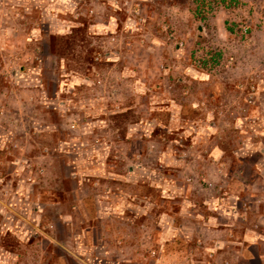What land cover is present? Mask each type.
Wrapping results in <instances>:
<instances>
[{
  "label": "crops",
  "instance_id": "1",
  "mask_svg": "<svg viewBox=\"0 0 264 264\" xmlns=\"http://www.w3.org/2000/svg\"><path fill=\"white\" fill-rule=\"evenodd\" d=\"M157 1L94 0V4L102 9L99 14L104 16L95 18L89 27L91 33L103 41V65L110 69L103 74L111 80L109 87L93 89L92 80L100 75L99 68L68 70L69 61L51 54L49 47H53L48 40L45 44L49 51L45 58L47 61L60 59L64 68L59 76L62 85L57 82L53 98L45 100L39 67L29 70L22 80L36 97L39 96L38 102L47 101L44 104L47 113L60 116L59 127L66 130L76 121L77 127L84 129V137L86 134L94 137L93 166L107 172L111 163L119 165L115 166L117 173L123 174L122 177L131 184L125 188L118 185L106 192L113 194L110 196L119 202L114 214L108 217L125 219L124 222L143 219L156 225L147 234L158 244L151 251L155 256L152 264H264V206L261 205L264 203V138L259 142L251 139L244 128L247 122L264 121L260 102L264 101V81L256 90L254 117L234 119L236 133L229 132L230 137H224L223 143L216 142L215 98L240 95L241 89L216 88L207 72L189 63L182 48L175 43V33L167 35L159 28H149L150 32L146 33L135 25L132 17L136 10L129 3L152 7ZM29 2L31 13L44 20L47 33L63 35L74 28L65 18L75 11V0H46L45 4L39 3L40 0ZM54 2L60 5L61 12L54 10ZM221 16L219 13L216 19L219 28L223 22ZM198 29L196 27V31ZM219 30L226 33L224 28ZM253 34L256 45L258 31L254 30ZM138 37L146 38V41L140 44ZM38 40L33 37L32 43ZM136 47L145 52L143 56L135 55L133 49ZM170 48L174 50L169 51ZM171 81L178 84L189 81L194 88L178 94L165 88ZM60 96L61 101L58 100ZM120 127V130L125 129L124 135L120 134ZM107 130L110 139H101V134ZM61 143L74 145V142ZM155 146L156 151L153 150ZM151 153H154L155 165L149 168L143 158ZM81 157L76 154L75 161ZM90 170L88 166L83 171L79 169L78 177L85 179L98 174V171L92 173ZM72 171L70 167L68 174L75 177ZM135 177L140 184L133 183ZM101 198H95L94 220L97 224L104 218ZM155 198L159 202L154 201ZM247 201L253 204L251 212ZM77 210L87 222L82 207ZM119 210L127 211L125 218L120 217ZM69 220V216H61L62 223L67 226ZM37 232L33 235V244L40 242L41 245L45 239L54 247L66 250L55 235L45 234L39 227ZM66 240H70L69 235ZM172 241H204L207 245L203 250L173 252L167 249ZM84 250L82 247L78 252ZM36 252L37 255L45 254L43 247Z\"/></svg>",
  "mask_w": 264,
  "mask_h": 264
},
{
  "label": "rangeland",
  "instance_id": "2",
  "mask_svg": "<svg viewBox=\"0 0 264 264\" xmlns=\"http://www.w3.org/2000/svg\"><path fill=\"white\" fill-rule=\"evenodd\" d=\"M75 1V11L65 18L74 28L63 35L46 32L44 20L31 13L29 0H2L0 5V264H152L155 256L151 251L158 244L147 234L156 225L143 219L124 222L125 219L108 217L114 214L119 202L106 192L118 185L125 188L131 184L123 174L117 173L115 166L119 165L111 163L107 172L93 166L94 137L89 134L84 137V129L77 127L76 121L66 130L59 127L60 116L47 113L44 106L47 101L38 102L39 96L36 97L22 80L29 70L39 67L44 84L43 97L45 100L53 98L55 84L62 85L59 76L64 68L60 59L46 60V52L50 49L56 58L69 61L68 70L99 68L100 75L92 80L94 90L110 86V78L103 74V71H110L103 65V41L94 36L89 27L95 18L101 17L102 9L94 0ZM39 3L45 4L46 0ZM123 4L126 7L125 2ZM129 5L136 10L132 17L135 25L146 33L150 32L149 28H159L167 35L175 33V43L182 48L189 63L207 72L216 88L241 89L240 95L215 98L216 142L223 143L230 133H236L234 119L254 117L256 90L264 81V0H158L152 7L134 2ZM52 6L56 12H61L56 2ZM219 13L223 19L220 28L216 21ZM196 27L201 30L196 31ZM218 28H224L226 33ZM254 30L258 31L256 45ZM33 37H38V42L32 43ZM138 39L140 44L146 41V38ZM47 40L53 49L47 48ZM172 50L174 48L169 51ZM133 51L137 56L145 53L138 47ZM171 82L165 88L178 94L194 88L189 81ZM260 102L264 109V101ZM244 128L251 139L259 142L264 138V121L247 122ZM124 131L120 130V134L124 135ZM101 135V139L108 140L111 134L107 130ZM63 141L74 142V145H64ZM153 150H157L156 146ZM76 154L82 155L78 161H75ZM153 157L151 153L143 158L149 168L155 165ZM68 164L75 177L68 174ZM87 166L92 173L98 171V174L91 173L92 176L80 179L78 174ZM133 183L140 184L139 179L135 177ZM99 196H102L104 218L97 224L95 198ZM155 200L159 202L158 198ZM80 201L82 205H77ZM246 203L251 212L253 204ZM78 207H82L87 222L79 214ZM124 212L127 211L119 210L120 217H126ZM61 216L70 217L69 226L62 223ZM38 227L45 234L55 235L66 250L54 247L45 239L41 245L40 242L33 244ZM68 235L70 240H66ZM206 245L204 241H172L167 249L173 252L203 250ZM41 247L45 254L37 255L36 249ZM82 247L84 252H78Z\"/></svg>",
  "mask_w": 264,
  "mask_h": 264
},
{
  "label": "water",
  "instance_id": "3",
  "mask_svg": "<svg viewBox=\"0 0 264 264\" xmlns=\"http://www.w3.org/2000/svg\"><path fill=\"white\" fill-rule=\"evenodd\" d=\"M199 30H201V29L199 28Z\"/></svg>",
  "mask_w": 264,
  "mask_h": 264
}]
</instances>
